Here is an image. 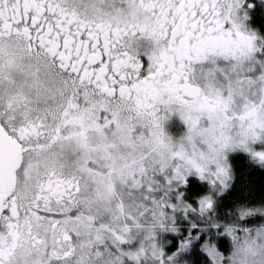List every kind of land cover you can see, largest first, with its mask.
Masks as SVG:
<instances>
[{"label":"snow or ice","instance_id":"1","mask_svg":"<svg viewBox=\"0 0 264 264\" xmlns=\"http://www.w3.org/2000/svg\"><path fill=\"white\" fill-rule=\"evenodd\" d=\"M257 144L264 0H0V264H264Z\"/></svg>","mask_w":264,"mask_h":264},{"label":"trees","instance_id":"2","mask_svg":"<svg viewBox=\"0 0 264 264\" xmlns=\"http://www.w3.org/2000/svg\"><path fill=\"white\" fill-rule=\"evenodd\" d=\"M231 162L235 172V192L240 193L250 189L251 194L256 196L264 192V169L253 167L245 155L237 154Z\"/></svg>","mask_w":264,"mask_h":264},{"label":"rangeland","instance_id":"3","mask_svg":"<svg viewBox=\"0 0 264 264\" xmlns=\"http://www.w3.org/2000/svg\"><path fill=\"white\" fill-rule=\"evenodd\" d=\"M166 130L169 132V134H171L172 136L174 137H179L180 135L183 134V132L185 131V126L183 125V123L179 120L178 117H175L173 116L172 119L170 121H168L166 123ZM256 148H261V147H264V145H260V144H257L255 146ZM237 154H240V155H245L246 157H248L245 153L243 152H236V153H232L230 154L229 156V159L230 161H232V158L234 156H236ZM232 163V162H231ZM252 163V162H251ZM252 166L253 167H256L258 169H260L257 165H254L252 163Z\"/></svg>","mask_w":264,"mask_h":264}]
</instances>
